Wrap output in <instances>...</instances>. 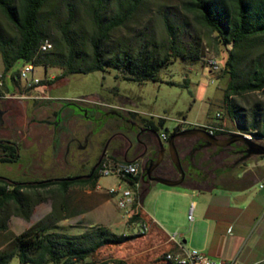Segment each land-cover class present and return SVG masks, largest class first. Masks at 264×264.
Returning <instances> with one entry per match:
<instances>
[{
    "label": "rangeland",
    "instance_id": "1",
    "mask_svg": "<svg viewBox=\"0 0 264 264\" xmlns=\"http://www.w3.org/2000/svg\"><path fill=\"white\" fill-rule=\"evenodd\" d=\"M107 1V10H111L114 0ZM184 0H145L134 12L133 16L122 26L112 30L109 35L108 49L111 51L134 50L146 40L156 44L160 48L165 43L166 35L162 25L164 15L171 16L180 30V39L184 43L198 41L203 51V60L187 61L177 58L168 66L158 72V80H147L137 82L122 78L120 72L115 68H107L104 71L96 70L88 73L70 74L52 83L48 80L60 74L59 67H47L40 64L34 65V72L41 79V83L35 87L23 91L24 81L13 80L23 66L24 61L18 60L13 67L5 73L4 85L0 86V96L3 94L20 93L25 95L37 94L43 97L49 96L50 102L62 103L64 99H76L86 106H96L104 110H111L101 103H111L121 106L118 111H130L131 115L154 121L157 124V133H172L176 119L185 116L190 124H205L216 122L227 129L235 130L251 136V139L264 145V138L257 137L255 132L259 130V122L264 116V89L259 91H249L231 94L229 101L233 105V116L229 114L223 104L224 90L229 82V74L223 68L231 46H223L217 42L215 35L206 28L196 23L192 16L183 9ZM68 7H72L74 16L75 33H83L84 37H89L92 32L90 24L89 10L90 0H50L41 13L43 27L49 35L48 39L58 36L56 26L65 22L68 16ZM0 27L6 32H12L4 16L0 12ZM149 36L146 38V36ZM264 41V40H263ZM52 44V42H51ZM52 48V47H51ZM50 48V49H51ZM89 50V47L86 46ZM264 46L253 50L247 57L242 58L239 64V81H244L250 67V60L257 53L262 52ZM215 60L214 69L208 60ZM3 73V61L0 55V75ZM5 100V101H2ZM36 99L8 98L0 101L5 102L10 107V113L17 110L18 119L13 129L8 127L7 115L6 123L2 126L3 131L8 129L11 137L19 144V158L13 163L0 162V175L9 176L17 180L33 181L47 178H59L66 176H79L83 170L92 163L97 156L105 152L104 159L113 161L116 159L110 156L127 147L124 145L123 136L119 126L109 127L108 123L115 119L122 121L120 115L109 113L99 116L93 120L80 119L75 126V136L83 139L89 135L90 143L84 150L72 148L68 160H63L62 153L55 159L49 148L46 139L42 141L38 148L35 160L28 167V140L25 137V112L30 114L31 106ZM221 113L217 118L215 114ZM256 114H255V113ZM253 113L257 115L258 126H253ZM20 115V116H19ZM163 120V125L158 124ZM44 126H51L50 121L41 123ZM46 128H44L43 131ZM5 134H8V132ZM4 134V135H5ZM137 150L136 143L127 150V157L135 156ZM87 158L88 162L80 166L76 162V157ZM264 155H252L243 167L251 164L254 160H260ZM39 162V163H38ZM124 162V161H123ZM73 163V164H72ZM117 179L112 176H99L96 186L74 184L69 187L64 197V209L61 212L65 215L54 223L55 230L68 234H79L85 229L94 225H106L115 233L131 234L136 230L124 223L123 211L119 210L115 204V198L105 192L106 187L113 184ZM263 182V181H262ZM99 185L101 188L97 187ZM144 185L142 187V209L147 216L151 227L161 228L166 236L176 234V240L181 239L182 233L191 224L194 205L192 199H201L202 194L197 191L191 195V189L187 183L176 186H167L158 181L149 184L144 196ZM262 192L259 181L255 182L243 197H257ZM186 193V195L184 194ZM59 193L53 192L46 195V200L38 203L33 208V213L28 221L11 216L9 226L6 231H0V249L11 248L12 238L29 226L35 224L45 217L52 209L53 204L59 202ZM91 224V225H90ZM150 227V229H151ZM130 242V241H129ZM192 249V248H188ZM137 250L136 246L129 244L111 245L101 248L97 252L99 258L107 256L120 257L121 251L131 252ZM126 260V259H125ZM8 264H31L19 261L17 254L11 258ZM163 264H166L163 262Z\"/></svg>",
    "mask_w": 264,
    "mask_h": 264
},
{
    "label": "trees",
    "instance_id": "2",
    "mask_svg": "<svg viewBox=\"0 0 264 264\" xmlns=\"http://www.w3.org/2000/svg\"><path fill=\"white\" fill-rule=\"evenodd\" d=\"M49 1L0 0V12L12 31L8 34L0 27L3 75L18 60H23L45 68H61L60 74L48 80L50 83L70 74L104 71L107 68L117 69L126 80L142 83L157 81L158 72L177 58L193 62L203 60L200 42L184 43L175 21L166 15L162 17L166 39L160 48L155 47L156 44L147 35L149 40L141 43L136 51L108 49L110 32L124 25L145 0H114L111 10H107L106 0H90L92 32L89 37L75 33L73 9L68 7L65 22L56 26L58 36L50 39L52 48L43 51L40 46L49 35L44 30L41 13ZM182 5L196 23L215 35L218 43L231 46L223 68L229 74L223 104L233 116L235 109L229 101L231 94L264 89V49L250 60L246 79L238 80L242 58L264 46V0H184ZM254 113L252 123L258 126ZM158 124L162 126L163 120L160 119ZM255 135L264 138V116ZM0 152L3 153L0 157L2 162L13 163L19 158L16 142L0 139ZM97 170L98 167L91 179L59 177L29 183L0 180V231L8 229L13 215L28 221L34 206L45 201L47 194L57 192L62 196L45 217L13 236L11 248L0 249V264H8L14 254L22 263L95 264L101 259L97 256L101 248L121 245L143 236L138 233H115L104 225H92L79 234L55 230L54 223L65 218L61 213L64 209L63 196L69 187L74 184L95 187L99 178ZM145 192L146 189L143 195ZM120 264L125 262L120 260Z\"/></svg>",
    "mask_w": 264,
    "mask_h": 264
},
{
    "label": "flooded vegetation",
    "instance_id": "3",
    "mask_svg": "<svg viewBox=\"0 0 264 264\" xmlns=\"http://www.w3.org/2000/svg\"><path fill=\"white\" fill-rule=\"evenodd\" d=\"M1 98L8 99V97ZM2 101H0V111H2L0 119V139L16 142L13 139L7 138L11 137L10 131H8V129L3 131L2 126L6 123L4 116L7 115L8 127L13 129L16 125L15 120L19 118V112L14 110V112L10 113V107L13 105H7ZM30 111V114L24 113L26 119L24 129L26 132L25 137L29 141L26 146L29 153L27 158L29 168L32 167L30 165L35 160L34 155H37L38 148L41 146L44 139L48 141L52 156L55 159L62 153L63 160L69 161L68 156H70V150L72 148L84 150L90 143L89 135L84 136L83 139H77L75 136L76 131L74 128L79 120H93L109 113L120 115L122 121L115 119L109 122L108 126H119L124 145L127 147L126 150L123 148L110 157L115 158V162L130 160V158L127 157V150L132 143H136L137 150L135 156L132 158L138 160L140 163V171H138V174L140 178H142L143 185H149L150 182L155 181L154 177L156 176H166L169 164L174 166L167 148V141L172 133L166 140H162L160 133H157V124L152 120L136 117L131 115L128 111L122 112L117 109L104 110L96 106H86L76 99H64L63 102L59 103L57 106L52 105V103L48 101L39 100L32 104ZM44 121H50L51 126L42 125L41 123ZM44 128L47 130L45 129L46 131H43ZM5 132H8V134H5ZM175 132L180 131H174V133ZM217 134L219 133L212 135L217 136ZM160 142H162V145ZM175 144L180 155L182 167L185 171L183 183H188L195 187H201L203 183H205V180H207V177L211 179H222V171H217L214 168L212 169V167L216 166V163L225 162L224 169L230 174H233L237 169L246 164L252 157V151L255 150L254 146L240 142H234L225 147L214 146L210 140H206L202 136L192 135L178 136L175 140ZM213 149H218L215 155L209 153V150ZM2 155L3 153L0 152V157H2ZM104 157L105 152H102L92 163L87 165L79 175L81 176L80 178L91 179L94 171ZM184 157H188L187 163L184 161ZM76 162L80 166H84L87 164L88 159L81 158V156L78 155L76 157ZM180 177L181 175L178 173L176 178ZM0 180L10 183L31 182L27 180H17L5 175H0ZM33 181L39 180L35 179Z\"/></svg>",
    "mask_w": 264,
    "mask_h": 264
},
{
    "label": "crops",
    "instance_id": "4",
    "mask_svg": "<svg viewBox=\"0 0 264 264\" xmlns=\"http://www.w3.org/2000/svg\"><path fill=\"white\" fill-rule=\"evenodd\" d=\"M37 97L50 102L47 94L43 97L34 94L26 98L36 99ZM50 103L54 106L59 104V102ZM182 117L185 118V116ZM217 137L223 139L227 135L217 134ZM217 152L218 149L209 150L211 155ZM184 161L187 163L188 157H184ZM224 167L225 162L216 163V166L212 167L222 171V179L207 177L201 187L187 183L191 189L195 190L190 193L191 195L200 191L197 194H202V197L199 201L191 200L194 205L193 211L196 210V213L192 214L191 224L185 234L182 233L184 236L175 240L181 241L184 248L198 249L217 261L237 259L250 263L264 258V186L257 197L243 196L255 182L263 181L264 183V158L254 160L244 168L237 169L233 174ZM177 172L176 167L169 164L164 177L176 179ZM148 187L149 185H144V189L147 190ZM167 240L168 237L161 228L152 226L145 235L124 243L137 247V250L131 252L121 251L119 256H126V260L118 256L107 257L123 260L125 264H163V262L170 264L164 259V255L177 252L180 247Z\"/></svg>",
    "mask_w": 264,
    "mask_h": 264
},
{
    "label": "built area",
    "instance_id": "5",
    "mask_svg": "<svg viewBox=\"0 0 264 264\" xmlns=\"http://www.w3.org/2000/svg\"><path fill=\"white\" fill-rule=\"evenodd\" d=\"M52 47L51 42L47 39L44 42V51L49 50ZM209 64L215 68V60H208ZM5 74L0 75V86L4 85ZM15 82L24 81L23 91L31 89L32 87L37 86L41 79L35 75L34 64L32 62L24 61L23 66L19 69L17 75L13 77ZM28 95L20 93L19 96L14 94H3L0 97H8L15 99H25ZM38 98V97H37ZM40 98V97H39ZM109 109H121V106L111 104V103H101ZM130 112V111H128ZM217 118L221 117V113L217 112L215 114ZM191 127H201L210 134H226L236 132L235 130L227 129L223 125H220L216 122H209L205 124H190L184 117H179L176 119V125L174 126L173 131H183ZM247 137L251 138L250 135L245 134ZM167 132H161L160 137L162 140L168 138ZM130 161V168H123V161H121V169H113V161L109 159H103L97 170L99 176H114L117 181L113 184L106 187L105 192L110 196L115 198L116 207L119 210L123 211L124 223L136 230L135 233L145 235L151 227V223L145 217V213L142 209V187L143 181L142 178H138V171H140V163L138 160H127ZM264 186L263 182H259V187ZM97 187L101 188L99 185ZM140 224H147V232H140ZM176 234L168 236L170 242H174L177 246L180 247V250L177 252H170L164 255V259L170 264H264V258L258 259L250 263H244L237 259L231 261H217L210 258L205 253L198 249H186L183 247L181 241L176 242ZM95 264H120L119 259L114 257H104L97 261Z\"/></svg>",
    "mask_w": 264,
    "mask_h": 264
},
{
    "label": "water",
    "instance_id": "6",
    "mask_svg": "<svg viewBox=\"0 0 264 264\" xmlns=\"http://www.w3.org/2000/svg\"><path fill=\"white\" fill-rule=\"evenodd\" d=\"M1 114H2V111H0V119H1ZM185 135L202 136L204 139L210 140L213 145L220 146V147L229 146L234 142H240L246 145H252L255 147V150L252 151L251 153L252 155H264V145L257 142L256 140H253L247 137L244 133H241V132L229 133V135L226 138L222 139V138H219L215 135L208 133L206 130H204L201 127H191L183 131L173 133L167 141L168 151L170 152V156L172 158L174 166L176 167V170L178 171V173H180L181 177L176 178V179H170V178H166L163 176H156L154 177L155 181H158L167 186H176V185H180L183 183L185 171L181 164V160H180V156H179L176 144H175V140L178 136H185ZM160 143L162 145V142ZM80 177L81 176H74V177H68V178L64 177L61 179H74V178H80Z\"/></svg>",
    "mask_w": 264,
    "mask_h": 264
},
{
    "label": "bare ground",
    "instance_id": "7",
    "mask_svg": "<svg viewBox=\"0 0 264 264\" xmlns=\"http://www.w3.org/2000/svg\"><path fill=\"white\" fill-rule=\"evenodd\" d=\"M46 41L47 39L44 42ZM44 42L40 46V49L43 51H44ZM123 168H130V161H124ZM113 169H121V163L113 164ZM138 178H140L139 174H138ZM140 232H147V224H140Z\"/></svg>",
    "mask_w": 264,
    "mask_h": 264
}]
</instances>
